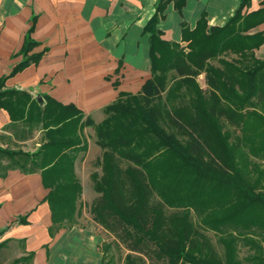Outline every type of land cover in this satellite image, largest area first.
<instances>
[{"label":"trees","instance_id":"obj_1","mask_svg":"<svg viewBox=\"0 0 264 264\" xmlns=\"http://www.w3.org/2000/svg\"><path fill=\"white\" fill-rule=\"evenodd\" d=\"M171 1L179 11L186 5L160 0L145 28L151 33V78L136 94L119 93L100 124L83 121L74 105L50 97L43 104L26 92L4 89L8 77L0 80V108L19 128L17 138L33 136L37 127L43 132L34 152L0 148V176L9 170L41 174L50 190L45 201L51 234L80 216L83 189L75 165L88 151L84 129L94 127L103 151L97 160L101 172L91 175L98 196L90 213L114 238L103 244L101 264H116L115 247L128 251L124 264H237L233 240L222 242L224 261L195 229L191 211L201 214L205 227L264 230V167L250 159L264 156V60L256 57L264 33L253 32L264 23V9L243 13L249 0H241L222 27L209 26L203 15L195 29L183 26V46L164 40L158 28ZM33 31L34 26L21 51L24 59L9 77L41 59L43 53L28 56L37 46ZM203 73L209 98L197 82ZM154 193L175 212L152 204Z\"/></svg>","mask_w":264,"mask_h":264},{"label":"crops","instance_id":"obj_2","mask_svg":"<svg viewBox=\"0 0 264 264\" xmlns=\"http://www.w3.org/2000/svg\"><path fill=\"white\" fill-rule=\"evenodd\" d=\"M159 2L0 0V80L8 77L4 89L26 92L34 100L40 97L43 104L50 97L74 105L83 112V121L100 124L119 93L136 94L151 78V33L145 28ZM240 5L241 0H186L179 11L171 1L158 28L164 40L185 45L184 25L193 30L205 15L209 26L222 27ZM262 9L264 0H249L243 13ZM32 26L30 36L37 46L28 56L43 55L9 77L24 59L21 51ZM256 31L264 33V23ZM260 51L264 45L256 53ZM11 124L8 112L0 108V148L34 152L15 147L28 144L33 136L19 140L20 130ZM88 128L94 129L89 126L84 132ZM49 191L40 173L9 170L0 176V261L6 249L19 245L22 255L9 264H98L97 241L90 232L67 225L51 234L52 214L45 201Z\"/></svg>","mask_w":264,"mask_h":264},{"label":"rangeland","instance_id":"obj_3","mask_svg":"<svg viewBox=\"0 0 264 264\" xmlns=\"http://www.w3.org/2000/svg\"><path fill=\"white\" fill-rule=\"evenodd\" d=\"M185 45L183 44V46ZM256 57L260 60H264V51L257 52ZM212 64L220 66L217 61H214ZM197 82L209 98L212 91L207 83L206 74H201L198 77ZM94 131L93 128H88L84 132V138L88 142V151L80 154L76 164L77 177L80 180L83 191L78 203L80 216L77 218L74 226L90 232L92 237L96 239L97 242L95 244L97 245H94V250H96L98 254V264H101L103 259L102 246L106 242H112L114 238L101 226L94 223L90 213V207L98 196L93 189L91 175L94 172L100 174L101 169L97 166V160L101 157L103 151L97 143L96 133ZM42 142L43 132L40 127H37L31 142L25 145H15V147L33 151L36 150ZM243 146L246 152L250 154V146L246 143H243ZM250 159L252 163L260 164L264 167V156L256 158L250 155ZM151 202L152 204H161L167 214L175 212L173 208H169L165 204L163 197L158 193L153 194ZM190 218L195 229L203 233L210 240L213 248L222 260L225 261L226 259V248L222 242L225 239H232L236 249L237 264H260L262 261L264 262V230L257 228L247 230L236 229L234 226H226L218 229L205 227L202 224L201 214H198L195 211L190 212ZM20 249L21 247L19 245H13L6 249L2 254L0 264H9L14 259L20 257L22 255ZM113 254L115 255L116 264H124V259L128 254V251L124 248L118 249L115 247Z\"/></svg>","mask_w":264,"mask_h":264},{"label":"water","instance_id":"obj_4","mask_svg":"<svg viewBox=\"0 0 264 264\" xmlns=\"http://www.w3.org/2000/svg\"><path fill=\"white\" fill-rule=\"evenodd\" d=\"M38 99H39V101H41L40 97Z\"/></svg>","mask_w":264,"mask_h":264}]
</instances>
